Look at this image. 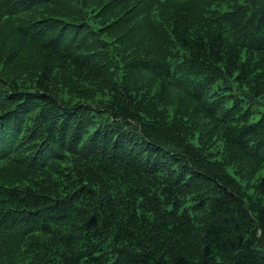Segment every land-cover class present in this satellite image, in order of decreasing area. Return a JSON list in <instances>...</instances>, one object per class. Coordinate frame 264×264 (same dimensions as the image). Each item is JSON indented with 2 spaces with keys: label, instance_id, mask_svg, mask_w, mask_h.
<instances>
[{
  "label": "trees",
  "instance_id": "16d2710c",
  "mask_svg": "<svg viewBox=\"0 0 264 264\" xmlns=\"http://www.w3.org/2000/svg\"><path fill=\"white\" fill-rule=\"evenodd\" d=\"M264 0H0V264H264Z\"/></svg>",
  "mask_w": 264,
  "mask_h": 264
},
{
  "label": "rangeland",
  "instance_id": "374dc122",
  "mask_svg": "<svg viewBox=\"0 0 264 264\" xmlns=\"http://www.w3.org/2000/svg\"><path fill=\"white\" fill-rule=\"evenodd\" d=\"M257 106L259 108L258 111L260 112V114H257V116L264 114V101L261 102L260 104H258ZM261 175L264 176V170L259 174V176H261Z\"/></svg>",
  "mask_w": 264,
  "mask_h": 264
}]
</instances>
